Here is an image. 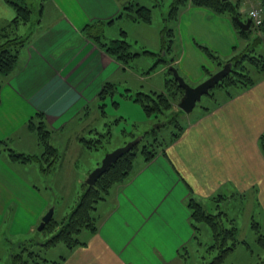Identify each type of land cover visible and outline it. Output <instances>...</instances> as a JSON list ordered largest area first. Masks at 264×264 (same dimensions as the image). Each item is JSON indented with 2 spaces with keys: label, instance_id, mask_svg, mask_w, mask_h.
Wrapping results in <instances>:
<instances>
[{
  "label": "crops",
  "instance_id": "obj_1",
  "mask_svg": "<svg viewBox=\"0 0 264 264\" xmlns=\"http://www.w3.org/2000/svg\"><path fill=\"white\" fill-rule=\"evenodd\" d=\"M125 1L44 0L40 22L32 40L21 48L16 67L7 76L0 73V226L6 231L5 226L16 230L12 238L4 236L7 241L21 240L31 233L51 202L38 188L46 184L44 176H48L38 160L21 162L9 151L42 154L37 133L28 125L30 118L42 112L52 137L66 131L71 124L82 121L86 110L91 113L106 81L115 82L127 72L125 64L109 55L85 31L88 24L99 23L111 28L114 38L121 28L129 37V25L149 24L123 22ZM169 1L162 11L163 18ZM231 1L239 3L242 20L249 17L254 5L264 12V0ZM14 16L15 8L0 0V26ZM118 19L123 23H117ZM169 23L175 28L176 42L171 43V54L167 56L192 85L205 80L208 72L230 60L232 53L247 42L230 16L191 3L176 21ZM164 24L162 20L156 29L161 47ZM103 32L105 35L104 28ZM215 52L227 54L226 60ZM161 66L165 73L168 63ZM258 77L254 85L235 87L221 101L218 93L216 102L196 112L163 151L149 161L135 160L98 230L87 232L81 238L83 244L70 251L66 248L63 254L67 257L60 264H170L194 238L190 197L209 210L222 204L221 199L216 201L218 195L244 202L250 195L249 201L258 200L264 207V153L259 142L264 133V75ZM126 89L131 92L134 88ZM59 152L53 172L64 164Z\"/></svg>",
  "mask_w": 264,
  "mask_h": 264
},
{
  "label": "rangeland",
  "instance_id": "obj_2",
  "mask_svg": "<svg viewBox=\"0 0 264 264\" xmlns=\"http://www.w3.org/2000/svg\"><path fill=\"white\" fill-rule=\"evenodd\" d=\"M39 1L40 0H32L36 10L39 9ZM158 1L161 4L160 6L157 4V0H142V2H147L146 5L152 10V21L148 22L149 24L132 26L134 23L130 18L127 16L123 18V22L130 21L131 24L133 23L132 25H129L131 33H129L128 37L129 42L131 43V49L138 52L147 49L155 53L158 52L157 55L142 52L140 55L134 56L125 64L128 67L127 72L122 75V78L116 79L115 84L117 89L115 94L112 96L108 95L101 101L96 100L91 108V113L89 114L86 110L81 122L71 124L70 127L66 128V131H59L53 137L49 136L50 138L48 142L53 146H58L59 150L62 151V158L64 159L62 168L53 172L54 163L56 160L58 161L61 156L59 150V159L57 158L53 162L51 168H49V161L52 158H45L43 154L45 147H43L42 154H36L43 159L45 167L49 165V167L43 171L48 175L44 176L47 181H44L46 183L45 185L49 186L46 187L43 185L38 188L45 196L48 195V198L51 200V202L48 200V205H50L48 206V209L54 205V220L56 221L52 222L53 226L50 229L41 231L37 230L41 221L40 219L33 231L20 237L21 240L34 238L35 240H39L40 243H43L44 240L49 239L55 231L57 232V230H59L60 225H58V221L64 217L67 212L71 211L78 196L88 187V183L85 179L93 169L101 164L106 153L111 152L114 149L125 145L135 137L142 135V139L132 148V150H134V161L144 158V151L148 148L155 147L160 149L172 139L173 135L181 134V131L196 112H201L202 109L209 107V105H213L216 102L218 93L219 95H222L218 97V101H221L228 96L229 91L233 92L236 87L235 84H231L226 78L225 80L223 79L219 85L212 88L208 94H204L190 113H186L178 106V102L184 91L173 82L170 84L169 88L167 87L165 81L171 77V73L168 68L165 73L164 69H162L163 66L161 65L164 63L163 61L158 60L160 57L159 52H161L162 48L156 41V38H158V31H156L157 24L160 26V23L163 20L162 11L164 12L165 5L169 4L170 1ZM254 7L260 6L254 5L252 8ZM117 21V23H123L122 21L119 22L120 19ZM151 27L154 31H151ZM103 28L106 31L105 35L107 39L114 38L111 35V28L108 26L105 28V25H103ZM252 30L254 31H250L248 34L249 36L246 37L247 42L245 46L239 48L235 53H232L234 57L237 54V61H240L234 63L233 66L234 69L238 71H241V63L249 67L251 66L250 60L247 59V55L264 57L263 31H260L258 35L254 28H252ZM136 36H139L140 38L138 39ZM257 36L261 37L260 41L257 44H252ZM174 42H176V39H174ZM162 53L164 54L165 52L162 51ZM215 53L221 60H226L224 57L227 54L221 55L219 52ZM170 54L171 52L168 53L167 51V55L169 56ZM228 61H231V59ZM228 61H222L220 65L215 67L214 71L212 70L213 72L210 71L207 75L210 76L220 70ZM252 66L250 68H253ZM153 72H155V74L152 76V79H149V76H151V73ZM250 74L254 77L257 76V72L252 69ZM150 85H152V87ZM154 85L156 86V90L154 91L167 94L172 103L171 108L167 109L159 117L148 116L143 105L132 98L126 91V86H132V88H134L131 90L132 94L136 91L149 93L153 90ZM101 103H104L103 108L100 107ZM102 109H104L103 112ZM157 126L159 127L157 131L148 133V131H151ZM94 127L97 128L99 131L98 133L100 134L93 133L92 129ZM82 135H84L85 138L93 137L95 143L97 141L100 144V147L92 148L85 145L81 138ZM38 164L41 167L42 163L38 162ZM123 182L124 180H120L112 184L103 194L104 197L96 202L97 209L94 210V213L98 216V223H100L102 216L105 215L109 208L114 204L116 200L115 193ZM97 187L100 186L97 185ZM261 195L264 198V194L261 193ZM249 198L250 195L249 197L247 196L245 202L240 198L231 200L229 196H225V199L220 200L222 204L218 205V208L229 210V213H227V211L226 213L227 216L234 219L235 225L238 228L237 238L239 240L235 249L229 252L222 264H264V207H261L258 204V200L252 202L249 201ZM252 204L254 206H252ZM204 206L206 208V205ZM208 208H206V210L210 213H216L218 211V208L214 210H209ZM254 220L260 223V231H256L253 227L252 223ZM223 221L225 224L229 223V219L223 218ZM199 226L200 230L197 232L196 237L193 238L186 248L181 250L180 256L170 264H209V262L213 260L218 250L209 247L213 243L211 228L204 223H200ZM5 227H7V231L6 228L0 226V264H8L11 253L9 249L10 246L8 245L9 242L4 239V236L7 234V237L12 238V235L16 232L13 228L10 230L9 226ZM85 234L86 233H82L80 239L86 236ZM16 241H19V238L12 239L10 242L14 243ZM65 251L66 246L64 242H58L49 250H43L45 256L49 259L59 258Z\"/></svg>",
  "mask_w": 264,
  "mask_h": 264
},
{
  "label": "trees",
  "instance_id": "obj_3",
  "mask_svg": "<svg viewBox=\"0 0 264 264\" xmlns=\"http://www.w3.org/2000/svg\"><path fill=\"white\" fill-rule=\"evenodd\" d=\"M6 1L15 8V16L11 21L0 26V73L4 76H7L13 71L18 62L21 48L32 40L34 34L33 30L40 22V15L44 0L39 1V9L37 10L32 0ZM157 2V4L160 6V2L158 0ZM188 3H191L195 6L207 7L216 13L230 16L234 24L238 26L240 32L245 37L249 36L248 34L250 31H254L252 28L242 30L238 25L237 21L234 19V15L240 14L238 11L239 3L233 2L231 0H171L168 12L163 18L165 24L162 29V50L159 52L160 57L158 59L163 61L164 64L168 63L169 66L172 65L170 59L167 56V51L169 50L171 43L174 42L176 35L175 28L171 26L169 22L176 21L179 18L181 10ZM123 8L122 14L124 13L132 21L150 22L152 20V10L146 5L145 2H142V0H126ZM261 13L263 17V23L259 26H256L254 22H252L253 28L258 35L260 31L262 32L264 30L263 10ZM23 25L27 26V28L25 27V31H23ZM85 31L94 42H96L109 55L122 64L128 63L134 56L140 55L142 52L154 55H157L158 53L147 49H143L141 52L133 51L127 36V31L122 28L120 29L119 36L111 39H107L105 37L103 26L99 23L88 24L85 27ZM260 39V36L255 37L252 44H257ZM162 51L165 53L163 54ZM210 55L216 58L213 53H210ZM236 56L237 55L231 58L232 67L234 66V63L240 62L237 61ZM247 59L250 60L251 66L253 65V68L241 63V71H238L233 67L232 71L223 78L224 80L227 78L231 84H235L237 89H246L254 85L260 78H257V76L260 74L264 75V57L247 55ZM251 69L257 72V76L254 77L250 74ZM168 70L171 73V77L165 81L167 87L169 88L172 82L179 86L172 74V71L170 69ZM220 82L217 85H219ZM1 88L2 85L0 83V103L2 99ZM116 89L117 86L115 82L106 81L99 93L100 101L106 98L108 95L112 96L115 94ZM128 94L143 105V108L145 109L148 116L159 117L172 106L170 98L163 92L154 90L149 93L144 91H136L134 94H132L130 91H128ZM103 106L104 103H101L100 107L103 108ZM103 111L104 109H102V112ZM28 125L30 128L36 131L40 144L42 147H45L43 153L44 157L52 158L49 161L50 167L49 165L45 167L43 159L37 155L24 154L17 152L14 149H10V156H12L13 159L21 162L38 160V162L42 163V170L45 171L46 168L52 167L53 162L59 156L58 148L48 142L52 131L47 127L42 112H37L36 115L30 118ZM158 128L159 127L157 126L151 131H148V133L157 131ZM92 131L96 134L99 132L95 127L92 129ZM179 135L180 134L173 135L172 139H170L168 143L165 144V146H162L160 149L154 147L145 150V160H151L159 152L163 151L165 147L169 145L170 142L174 141ZM81 138L85 145L89 147H100V144L97 141L95 143L93 137L85 138L84 135H82ZM259 142L264 153V133L260 136ZM133 156L134 150L126 152L114 163H112L93 185L87 184L88 187L78 196V199L76 200L71 211L67 212L65 216L58 221V225H60L59 230H57V232L55 231L53 235L49 237V239L44 240L43 243H40L39 240H35L34 238H26L13 243L10 242L11 239L8 238V241L10 242L9 249L11 251L8 264H41L47 261L53 262L54 264H60L63 260H65L67 254H62L59 258L49 259L47 256H45L43 250H49L58 242H64L66 248L70 251L75 246L84 243V241L80 239V235L82 233H93L98 230V216L96 213H94V210L97 209L96 202L100 201L104 197L103 194L112 184L120 180H125L129 176L134 166ZM97 185L100 187H97ZM215 198L216 201H218L224 197L222 195H218ZM188 207L191 211L192 225L195 231L194 238L196 237L197 232L200 230V223L207 224L211 228L213 243L209 247L211 249L218 250V252L214 256L213 260L209 262V264H222L229 252L234 250L237 243L239 242L237 238L238 228L235 225L234 219L227 216V213L224 209L218 208L216 213H210L208 210H206L203 203L197 201L193 197L189 198ZM223 218L229 219V223L225 224ZM53 221H56L54 220V215L51 220L46 223L41 231L50 229L53 226ZM252 224L256 231H260V223L258 221L254 220Z\"/></svg>",
  "mask_w": 264,
  "mask_h": 264
},
{
  "label": "water",
  "instance_id": "obj_4",
  "mask_svg": "<svg viewBox=\"0 0 264 264\" xmlns=\"http://www.w3.org/2000/svg\"><path fill=\"white\" fill-rule=\"evenodd\" d=\"M234 19L237 21L242 30H247L251 26V18L242 20L238 14H235ZM232 68V62L229 61L225 63L220 70L216 71L199 84L192 85L180 74L176 66L170 65L169 69L172 71L175 80L184 91L180 101L178 102V106L186 113H190L196 106L197 102L201 100L202 96L204 94H208L212 88H214L225 76H227L232 71ZM141 139L142 135H139L127 142L125 145L106 153L101 161V164L93 169L91 173H89L85 181L90 185L94 184L112 163H114L126 152L132 150V148L137 145ZM54 210L55 207L52 205L42 216L38 225V230H42L46 223L51 220L54 215Z\"/></svg>",
  "mask_w": 264,
  "mask_h": 264
},
{
  "label": "built area",
  "instance_id": "obj_5",
  "mask_svg": "<svg viewBox=\"0 0 264 264\" xmlns=\"http://www.w3.org/2000/svg\"><path fill=\"white\" fill-rule=\"evenodd\" d=\"M261 12V9L257 7H254L249 11L252 21L256 26H259L263 23V17Z\"/></svg>",
  "mask_w": 264,
  "mask_h": 264
}]
</instances>
